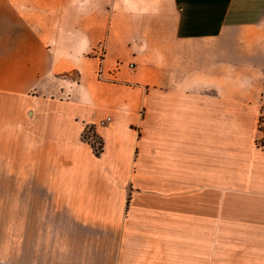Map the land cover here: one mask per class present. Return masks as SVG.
<instances>
[{
	"label": "crops",
	"instance_id": "0c3cea01",
	"mask_svg": "<svg viewBox=\"0 0 264 264\" xmlns=\"http://www.w3.org/2000/svg\"><path fill=\"white\" fill-rule=\"evenodd\" d=\"M263 107L264 0H0V264H264Z\"/></svg>",
	"mask_w": 264,
	"mask_h": 264
},
{
	"label": "built area",
	"instance_id": "2783aa9c",
	"mask_svg": "<svg viewBox=\"0 0 264 264\" xmlns=\"http://www.w3.org/2000/svg\"><path fill=\"white\" fill-rule=\"evenodd\" d=\"M99 50L103 51V45L100 44ZM122 65L121 62H118L116 67L110 71V74L113 76V77H116V73L117 71L119 70L120 66ZM133 64H131L132 66ZM110 119V118H108ZM102 123H104V121H101ZM83 138L84 140H86L87 142H89L94 151H100V150H103V142L102 140L97 136V134L95 133L94 129L92 128V126H89L86 128V130L84 131L83 133Z\"/></svg>",
	"mask_w": 264,
	"mask_h": 264
},
{
	"label": "trees",
	"instance_id": "16d2710c",
	"mask_svg": "<svg viewBox=\"0 0 264 264\" xmlns=\"http://www.w3.org/2000/svg\"><path fill=\"white\" fill-rule=\"evenodd\" d=\"M258 130L261 133V135L256 139V145L259 148H262L264 150V113L263 112H261V114L259 116ZM101 152H102V150H100V151L95 150L96 155H100Z\"/></svg>",
	"mask_w": 264,
	"mask_h": 264
},
{
	"label": "rangeland",
	"instance_id": "374dc122",
	"mask_svg": "<svg viewBox=\"0 0 264 264\" xmlns=\"http://www.w3.org/2000/svg\"><path fill=\"white\" fill-rule=\"evenodd\" d=\"M73 77H74L75 79H78V76H77L76 74H74ZM262 112L264 113V107L262 108ZM260 135H261V133H260ZM260 135H259V136H260Z\"/></svg>",
	"mask_w": 264,
	"mask_h": 264
}]
</instances>
